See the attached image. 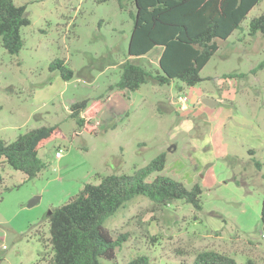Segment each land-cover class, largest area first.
<instances>
[{"label": "rangeland", "instance_id": "374dc122", "mask_svg": "<svg viewBox=\"0 0 264 264\" xmlns=\"http://www.w3.org/2000/svg\"><path fill=\"white\" fill-rule=\"evenodd\" d=\"M13 1L25 6L30 24L21 30L17 55L0 48V140L53 125L63 138L41 150L46 167L32 180L0 165V264H48L50 212L84 184H97L98 176L132 174L161 153L166 166L160 175L187 189L199 184L202 208L132 199L105 223L127 240L114 260L100 264H126L137 256L151 264H192L201 250L229 255L236 264H264V33L248 31L249 20L264 12V0L219 42L201 83H148L127 98L111 99L107 88L117 83L126 60L132 0ZM155 51L136 63L155 68ZM56 58L73 70L71 80L49 70ZM180 94L219 103H201L199 112L189 100L182 110ZM86 99L101 104L91 133L79 131L69 117V106Z\"/></svg>", "mask_w": 264, "mask_h": 264}, {"label": "trees", "instance_id": "16d2710c", "mask_svg": "<svg viewBox=\"0 0 264 264\" xmlns=\"http://www.w3.org/2000/svg\"><path fill=\"white\" fill-rule=\"evenodd\" d=\"M261 1L132 0L126 60L117 83L107 88L106 98L111 93L126 97L127 92H135L148 83L164 86L178 81L186 87L201 83L200 73L219 49V42L240 29L249 12ZM25 11V6H18L13 0H0V48L9 55H17L23 46L21 30L30 24ZM248 31L249 35L264 33V12L249 20ZM156 49H160V54L155 68L149 70L136 63ZM49 70L58 72L63 81L74 75L65 60L58 58L50 62ZM98 99L69 106V117L79 131L94 132L93 123L101 109ZM58 138L63 135L59 126L53 125L28 130L12 142L0 140V165L5 163L32 180L46 167L39 151ZM165 166L166 153H161L132 174L98 176L97 184H84L76 196L55 208L47 219L52 254L48 264H100L102 259L114 260L116 250L127 238L125 234L115 236L105 223L138 196L159 206L182 200L200 210L202 187L194 184L187 189L182 182L160 175ZM262 179L264 182V173ZM260 222L264 237V193ZM126 264L151 262L146 256H137ZM192 264L236 262L229 255L201 250Z\"/></svg>", "mask_w": 264, "mask_h": 264}, {"label": "crops", "instance_id": "0c3cea01", "mask_svg": "<svg viewBox=\"0 0 264 264\" xmlns=\"http://www.w3.org/2000/svg\"><path fill=\"white\" fill-rule=\"evenodd\" d=\"M154 52V51H153ZM155 52H158L157 53V55H158V57H159V54H160V49H156V51ZM150 55V54H149ZM149 55H147V56H145V57H143V58H140V59H144V58H147ZM157 61H158V58H157ZM139 90V89H138ZM112 96H117V97H119V96H121V97H123V98H127V95H126V97L125 96H123L122 94H120V93H111L107 98L108 99H111L112 98ZM107 99V100H108ZM203 99H211V100H214V98L213 97H208V96H201V97H199V96H197V95H192L191 97H190V101H191V104L194 106V108H196V109H198L199 110V112L201 111L200 110V105H202L201 104V101L203 100ZM217 102L219 103V99L217 100ZM106 104V103H105ZM199 104V106H197ZM202 107H204V106H202ZM103 108V107H102ZM101 110V109H100ZM100 110H99V112H100ZM98 112V113H99ZM50 144V143H49ZM48 146V144L45 146V148ZM44 148V149H45ZM42 150V149H41ZM41 150L39 151V153H38V156H39V158L41 159V156H40V154H41ZM42 160V159H41Z\"/></svg>", "mask_w": 264, "mask_h": 264}, {"label": "built area", "instance_id": "2783aa9c", "mask_svg": "<svg viewBox=\"0 0 264 264\" xmlns=\"http://www.w3.org/2000/svg\"><path fill=\"white\" fill-rule=\"evenodd\" d=\"M189 97H187L186 95H178L176 98V103L179 105L180 109L184 110L187 108L188 106V102H189ZM62 149H59L58 151H56L55 156L56 158H61L62 157Z\"/></svg>", "mask_w": 264, "mask_h": 264}, {"label": "water", "instance_id": "95a60500", "mask_svg": "<svg viewBox=\"0 0 264 264\" xmlns=\"http://www.w3.org/2000/svg\"><path fill=\"white\" fill-rule=\"evenodd\" d=\"M201 103L204 105V106H207V107H214L215 105H217V101H214V100H211V99H203L201 101ZM37 199H33L32 201H30L29 203V206H32L35 204ZM51 214V212L49 213V215Z\"/></svg>", "mask_w": 264, "mask_h": 264}]
</instances>
